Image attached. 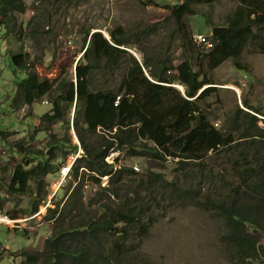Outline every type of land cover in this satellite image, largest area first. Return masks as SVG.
<instances>
[{"label":"rangeland","instance_id":"1","mask_svg":"<svg viewBox=\"0 0 264 264\" xmlns=\"http://www.w3.org/2000/svg\"><path fill=\"white\" fill-rule=\"evenodd\" d=\"M53 1L23 0L27 5L26 11L17 15L22 35L15 34L18 27L12 29L10 24L0 25V196L5 191L1 188L3 185L13 186L17 182L21 190L11 191L21 197L20 205L28 215L38 211L39 205L47 203L53 194L50 201L53 208L63 202L68 186L73 181L70 178L67 184L66 181L59 184L61 171L58 176L54 167L47 166L50 154L45 147L47 142L52 143L62 137L67 126L74 142L78 143L73 131L76 126L75 106L67 109L65 121L53 122L45 115L53 114L51 96L56 98L58 95L55 92L58 81L62 78L71 80L74 64L83 57L92 35L101 33L110 45L116 46L110 33L114 35V32L122 29L123 37L130 40L126 47L129 52L140 51V56L144 49L159 51L164 58L170 57L172 73L184 59L174 18L166 8L176 3L173 0H59V9L50 19V24L47 21L48 10ZM195 9L199 14L186 16L185 22L194 44L202 52H210L215 44L212 26H223L230 19L237 18L239 14L235 12L249 14L250 11L239 0H216L211 4H200ZM254 14L251 12L250 18ZM51 27L53 31L50 33ZM31 28L34 33L43 32L42 38H32ZM87 28L89 34L81 49L83 33ZM253 29L258 35L264 34L256 26ZM18 51L29 53L32 59L43 55L42 61L31 64L33 71L41 79H46L51 88L40 101H34L31 105L22 102L16 107L17 84L26 77V72L16 68L11 59V55ZM237 61L245 65L247 70L238 71L233 58L213 70L205 66L207 77L212 82L208 86L215 87L212 94L215 104L208 111L206 103L200 106L217 128L222 124L229 127L237 109L254 113L249 107L255 106L264 110V52L258 41L251 40ZM143 69L147 75L146 69ZM60 71L64 73L60 75ZM96 79L103 80L99 76ZM256 115L260 120L263 119V116ZM258 125L264 128V120ZM25 148H29L27 154L23 152ZM116 152L119 153L118 165L132 166L137 173L122 175L121 184L125 191L139 197L136 200L143 201L139 205H144V209L141 208L143 211L139 212L141 225L147 224L148 217L152 221L144 232H139L138 223L134 224L136 228L127 225L126 229L130 230L128 238L99 234L90 244L91 252L98 251L104 258L110 257L107 264H230L226 258L228 241L221 236L226 231L222 214L225 210H233L232 201H236L237 205L251 201L249 189L240 188V179L235 175L234 167L238 166L241 171L240 162L239 165L234 162L238 151L225 148L216 153L209 152L208 157L199 163L185 160L190 163L186 166L180 164L182 158L171 156L170 162L157 165L152 170L155 174L147 184L142 182L148 177L144 160H127L124 151L116 149ZM71 157L73 160L81 157L80 149L76 154H71L65 164L71 161ZM49 162L55 165L58 157ZM201 163L206 165L204 172H201ZM83 171L79 168V172ZM38 172H41V176L37 178ZM98 187L84 186L86 204ZM37 191L47 196L37 199ZM186 191L191 197L184 196ZM102 204L87 206L88 213L70 214L65 219L67 223L77 221L80 217L97 221L101 211L96 208ZM2 207L0 204V209ZM247 207L255 212H264V206L258 204L249 203ZM47 211L48 208L42 213L46 216ZM45 216L41 215V220L32 221L35 227L33 231L28 228L11 230L0 227V264H20L25 259L24 253L42 250L43 241L54 235V225L47 222ZM247 229L251 234L262 235L251 227ZM117 241L119 248L111 250ZM59 264L73 263L64 258Z\"/></svg>","mask_w":264,"mask_h":264},{"label":"trees","instance_id":"2","mask_svg":"<svg viewBox=\"0 0 264 264\" xmlns=\"http://www.w3.org/2000/svg\"><path fill=\"white\" fill-rule=\"evenodd\" d=\"M173 1L176 3L166 8L174 18L184 57L176 66L175 73L169 66L170 57L164 58L159 51L144 49L140 62L126 49L130 40L123 37L122 29H118L114 35L110 33L116 46L110 45L101 33L93 34L83 57L76 66L74 64L71 80L62 78L58 81L55 91L58 95L56 98L51 96L53 114L45 115V118L53 122L65 121L67 109L74 105L76 126L73 131L78 143L74 142L67 126L62 137L52 143L47 142L45 149L50 154L47 166L54 167L57 172L60 164L65 163L71 154H76L78 149L83 154L74 162L73 181L68 186L65 200L49 209L46 215L47 221L54 220V235L44 240L41 251L24 253L25 259L20 264H59L64 258L73 264H107L110 257L104 258L98 251H90L91 242L99 234L128 238L130 230L126 229L127 225L136 228L134 224H140L137 227L139 232L148 228L152 219L148 217L147 224L141 225L139 217V212L143 211L141 208L144 209V205L139 206L143 201L136 200L139 197L125 191L121 184L122 175L137 174L136 171L127 164L118 165L114 171L118 157L114 158L113 164L105 161L108 155L117 153L116 149L124 151L127 160H144L148 177L142 182L147 184L155 174L152 170L157 165L170 162L171 156L182 158L180 164L186 166L190 163L185 160L199 163L208 157L209 152L233 148L239 152L234 162L238 165L240 162L241 171L238 166L234 169L240 179V188L249 189V203L264 206V128L258 125L264 120V110L255 106L249 107L254 113L237 109L229 127L222 124L217 128L200 106L206 103L208 111L215 104L212 98L215 87L208 86L212 82L207 77L205 66L213 70L233 58L235 68L244 72L247 67L237 58L251 40H257L264 52V34L258 35L253 29L256 26L264 32V1L239 0L249 8V14L235 12L239 14L237 18L230 19L223 26H212L215 47L209 53L201 52L194 44L185 17L198 15L196 6L216 0ZM51 6H48L49 23L59 9V0H54ZM26 8L23 0H0V25L10 24L12 29L18 27L15 34L22 35L17 15L23 14ZM251 12L255 13L252 18ZM49 30L51 33L53 28ZM42 34L30 29V36L34 39L42 38ZM83 34L81 49L85 46L89 28ZM11 59L16 68L26 72V77L17 84L16 107L22 102L31 105L40 101L51 87L46 79H41L33 71L31 62L42 61L43 55L32 59L29 53L18 51L11 55ZM63 73L60 71V75ZM98 76L103 80L96 79ZM174 84L180 85L183 91L175 88ZM256 114L263 119L260 120ZM28 150L25 148L23 152L27 154ZM55 157H58V162L50 164L49 161ZM243 164L246 166L242 167ZM79 168L84 171L79 172ZM205 170L206 165L201 163V172ZM78 175L83 176L82 181L74 183ZM86 175L90 179L85 180ZM106 175H112L110 184L99 186L86 204L83 183H99V178ZM39 176L41 172L36 174L37 178ZM12 187L19 190L16 183ZM1 188L8 190L5 185ZM36 196L40 199L47 194L37 191ZM184 196L191 197L188 191ZM99 203L103 204L96 208L101 211L97 221L80 217L67 223L65 216L88 213L87 206H98ZM249 203L237 205L232 201L233 210H225L222 214L226 231L221 236L228 241L226 258L230 264H264V212L248 209ZM248 227L262 235L251 234ZM25 233L28 234L27 231ZM118 244L119 241L114 243L111 250L118 249Z\"/></svg>","mask_w":264,"mask_h":264},{"label":"built area","instance_id":"3","mask_svg":"<svg viewBox=\"0 0 264 264\" xmlns=\"http://www.w3.org/2000/svg\"><path fill=\"white\" fill-rule=\"evenodd\" d=\"M205 48V46H203ZM215 47V44L213 48ZM211 49V51L213 50ZM200 49V48H199ZM201 51V50H200ZM210 51V52H211ZM202 52V51H201ZM209 53V52H203ZM1 140V135H0ZM65 172V170H64ZM0 227L11 230L29 228L33 229L32 221L40 218L41 212L38 211L31 215H27L20 205L21 197L15 191L5 190L0 196Z\"/></svg>","mask_w":264,"mask_h":264},{"label":"clouds","instance_id":"4","mask_svg":"<svg viewBox=\"0 0 264 264\" xmlns=\"http://www.w3.org/2000/svg\"><path fill=\"white\" fill-rule=\"evenodd\" d=\"M130 53H132L138 60L139 59H141V56L142 55H138V53H141L140 51H136V52H130ZM76 64L77 63H75V66H76ZM75 66H74V68H75ZM74 81L76 82V74H75V76H74ZM118 99H119V97H118ZM117 105V104H116ZM261 122V121H260ZM77 138V137H76ZM77 141H78V139H77ZM80 154H81V156H82V154H83V151L82 150H80ZM116 157H119V153H114V154H110V155H108L106 158H105V161L107 162V163H109V164H113V162H114V158H116ZM72 159H71V161H69V162H67L66 164L65 163H62L61 164V166H60V169H58V171H57V173H58V176L60 175V171H61V179H60V182H59V184H62V182H64V181H67L68 179H70V178H72V176H71V173H72V171H73V165H74V162L76 161V158H75V160H73V157H71ZM116 166H117V168H115L114 169V171L116 170V169H118V164H116ZM134 168V167H133ZM64 170H65V172H64ZM19 174H21V175H24V174H22V173H20L19 172ZM92 175H94L95 176V174L94 173H92ZM25 176V175H24ZM111 176L112 175H106V176H102V177H100L99 179H100V182L99 183H94L93 181H85L83 184H84V186H91V185H99V186H107V185H109L110 184V181H111ZM25 178H26V176H25ZM82 178H83V176L82 175H78L77 177H76V181H82ZM73 179V178H72ZM88 179H90L89 178V175H86L85 176V180H88ZM104 181H106V183L104 184ZM7 189H8V191H11V189L12 190H16V189H14V188H11L8 184H7ZM16 186H21V185H19L17 182H16ZM53 196H54V194L52 195V196H49V198H50V200L47 202V203H43V204H41V205H39V210L38 211H40L41 212V214H40V218H38L39 220H41L45 215V213L43 214L42 212L44 211H46V209L48 208V210H49V208H53V206L52 205H50V201H51V199L53 198ZM42 206H43V208H42ZM50 206V207H49ZM38 211H36V212H38ZM36 212H34V213H36ZM47 213H48V211H47ZM33 214V213H32ZM28 215V214H27ZM29 215H31V214H29ZM41 215L43 216V217H41ZM47 215V214H46ZM45 220H46V216H45V218H44ZM34 220H36V219H34ZM47 222H51V223H53V225H54V220L52 219V220H48ZM33 227V226H32ZM7 229V228H6ZM29 229V228H28ZM29 230H35V227H33V229H29ZM48 238V237H47ZM44 242V241H43Z\"/></svg>","mask_w":264,"mask_h":264},{"label":"water","instance_id":"5","mask_svg":"<svg viewBox=\"0 0 264 264\" xmlns=\"http://www.w3.org/2000/svg\"><path fill=\"white\" fill-rule=\"evenodd\" d=\"M174 87L177 88V89H179L180 91H183V89H182L181 86H179V85H174ZM204 88H206V87H204ZM204 88H203V89H204ZM203 89H202V90H203ZM202 90H201V91H202ZM201 91H200V92H201ZM200 92H199V93H200Z\"/></svg>","mask_w":264,"mask_h":264},{"label":"crops","instance_id":"6","mask_svg":"<svg viewBox=\"0 0 264 264\" xmlns=\"http://www.w3.org/2000/svg\"><path fill=\"white\" fill-rule=\"evenodd\" d=\"M11 188H13L12 186H10ZM19 190H21V186H17Z\"/></svg>","mask_w":264,"mask_h":264},{"label":"bare ground","instance_id":"7","mask_svg":"<svg viewBox=\"0 0 264 264\" xmlns=\"http://www.w3.org/2000/svg\"><path fill=\"white\" fill-rule=\"evenodd\" d=\"M44 212V211H43Z\"/></svg>","mask_w":264,"mask_h":264}]
</instances>
